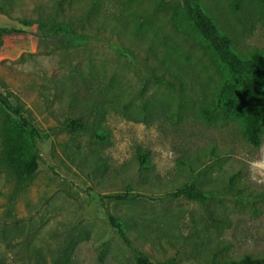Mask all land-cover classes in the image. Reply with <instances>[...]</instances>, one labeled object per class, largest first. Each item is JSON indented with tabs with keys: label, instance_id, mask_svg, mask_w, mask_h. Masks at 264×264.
<instances>
[{
	"label": "rangeland",
	"instance_id": "obj_1",
	"mask_svg": "<svg viewBox=\"0 0 264 264\" xmlns=\"http://www.w3.org/2000/svg\"><path fill=\"white\" fill-rule=\"evenodd\" d=\"M56 1L0 0V31H23L0 40V93L43 133L39 168L23 179L3 160L14 116L0 105V264H137L109 215L156 262L263 257L264 179L250 166L264 161V134L247 142L237 104L220 96L226 71L178 14L183 0ZM195 1L240 56L264 53L259 0ZM93 3L101 34L86 25L75 46L40 41L39 13L85 24ZM192 183L205 200L169 196ZM128 192L141 196L107 198Z\"/></svg>",
	"mask_w": 264,
	"mask_h": 264
},
{
	"label": "trees",
	"instance_id": "obj_2",
	"mask_svg": "<svg viewBox=\"0 0 264 264\" xmlns=\"http://www.w3.org/2000/svg\"><path fill=\"white\" fill-rule=\"evenodd\" d=\"M264 5V0H259ZM57 11L62 8L64 0H57ZM56 11V12H57ZM100 12L98 3H93L84 14L81 22L49 21L41 13L35 19L37 36L40 41L61 42L65 47L84 42L85 37L78 30L92 26L100 33L104 26L97 19ZM180 18L210 47L213 54L226 71V79L221 87L220 96L227 102L237 104L243 122V133L247 142L253 147H260L264 134V90L259 76L264 75V53H253L248 57L240 56L232 48L231 37L222 32L214 20L201 8L195 0H183L179 7ZM91 22V24H90ZM83 31V30H82ZM13 32H23L16 29L0 31V40ZM83 34V33H82ZM122 53V51H121ZM123 54V53H122ZM167 66L164 65V69ZM165 82L162 77L159 79ZM0 105L10 112L14 119L4 129V162L18 171L23 179H31L39 168L40 155L36 149H31L33 141L43 136V133L24 114L22 107L15 105L6 95L0 93ZM103 139L102 134H98ZM140 167L147 168L148 154L139 152L137 155ZM141 196L139 193L128 192L107 196V198L126 200ZM170 197L185 196L191 199L205 200V192L195 183L178 188L169 194ZM111 225L117 230L121 239L131 248L137 264H178L174 260L156 262L139 248L132 245L124 225L113 215H109ZM42 258L40 255L37 260ZM39 264H43L42 262ZM212 264H264L263 257L246 255L240 259L226 261L213 260Z\"/></svg>",
	"mask_w": 264,
	"mask_h": 264
},
{
	"label": "clouds",
	"instance_id": "obj_3",
	"mask_svg": "<svg viewBox=\"0 0 264 264\" xmlns=\"http://www.w3.org/2000/svg\"><path fill=\"white\" fill-rule=\"evenodd\" d=\"M254 170L252 179L259 182L261 179H264V161H254L250 166Z\"/></svg>",
	"mask_w": 264,
	"mask_h": 264
}]
</instances>
